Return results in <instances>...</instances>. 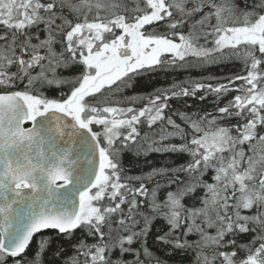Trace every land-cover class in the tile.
I'll list each match as a JSON object with an SVG mask.
<instances>
[{
    "label": "snow or ice",
    "instance_id": "snow-or-ice-1",
    "mask_svg": "<svg viewBox=\"0 0 264 264\" xmlns=\"http://www.w3.org/2000/svg\"><path fill=\"white\" fill-rule=\"evenodd\" d=\"M0 264H264V0H0Z\"/></svg>",
    "mask_w": 264,
    "mask_h": 264
},
{
    "label": "trees",
    "instance_id": "trees-1",
    "mask_svg": "<svg viewBox=\"0 0 264 264\" xmlns=\"http://www.w3.org/2000/svg\"><path fill=\"white\" fill-rule=\"evenodd\" d=\"M242 70L241 64L238 61H223L217 64L209 65L205 69H197L192 71H178L176 69H169L167 71L161 70L159 73L153 74L152 81L150 82L152 84V87L157 88H163L168 87L171 85L173 81H182L184 79H187L189 76L199 78L201 76H217V77H225L237 72H240ZM152 87H139L135 90L136 94H142L146 92L152 91ZM134 94V93H129ZM187 99V103L191 105V108L188 109L190 111H196L199 109H206L207 111L213 110L212 105V97L209 96L208 100L206 101H199L195 99ZM227 99V98H225ZM173 107L180 108V110H185L183 108V102L182 101H172ZM154 162L155 161H161L164 159L159 154H152L150 157ZM247 239V237H245Z\"/></svg>",
    "mask_w": 264,
    "mask_h": 264
},
{
    "label": "rangeland",
    "instance_id": "rangeland-1",
    "mask_svg": "<svg viewBox=\"0 0 264 264\" xmlns=\"http://www.w3.org/2000/svg\"><path fill=\"white\" fill-rule=\"evenodd\" d=\"M175 69L178 70V71H183L182 69H179V68H175ZM167 70H169V69H166L164 71H167Z\"/></svg>",
    "mask_w": 264,
    "mask_h": 264
},
{
    "label": "flooded vegetation",
    "instance_id": "flooded-vegetation-1",
    "mask_svg": "<svg viewBox=\"0 0 264 264\" xmlns=\"http://www.w3.org/2000/svg\"><path fill=\"white\" fill-rule=\"evenodd\" d=\"M160 72V71H159ZM159 72H157V73H159Z\"/></svg>",
    "mask_w": 264,
    "mask_h": 264
}]
</instances>
